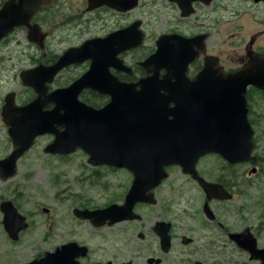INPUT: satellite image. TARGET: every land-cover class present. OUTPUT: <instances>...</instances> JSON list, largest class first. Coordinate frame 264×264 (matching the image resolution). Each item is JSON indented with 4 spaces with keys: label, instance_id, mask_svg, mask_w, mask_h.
I'll use <instances>...</instances> for the list:
<instances>
[{
    "label": "flooded vegetation",
    "instance_id": "1",
    "mask_svg": "<svg viewBox=\"0 0 264 264\" xmlns=\"http://www.w3.org/2000/svg\"><path fill=\"white\" fill-rule=\"evenodd\" d=\"M253 14L258 16L256 23H260L262 29L248 40L241 39L238 51H229L227 26L232 24L235 29L240 21ZM31 24L41 29L43 40L41 46L27 41L34 49L28 56L49 62L38 61L27 70L39 65L53 66L66 51L79 49L89 41L103 40L91 53L82 51L93 61L85 60L61 69L49 91L76 81L88 71L91 63L106 67L107 81L117 79L121 84H133L139 89L137 83L152 75L141 64L156 52L171 62L197 54L187 67L189 81L203 70L208 57L216 59L223 72L232 73L245 67L255 55L264 56V45H261L264 0H53L35 14ZM23 30L26 33L24 28L14 32ZM243 31L244 26L236 34L241 35ZM173 71L161 68L158 77L161 79ZM22 87L32 93L22 102L15 99L18 106L35 97L32 89ZM252 89L257 90L248 87L245 98L247 119L254 131L255 122L250 120L254 115ZM79 100L86 107L100 110L110 98L85 89ZM51 109V104L44 107L45 111ZM0 122L6 128L5 138L0 131V162L6 161L7 167H14L15 174L11 178L18 171L19 161L40 138L51 139L41 148L46 156L65 159L79 152L87 158L86 164L77 168L80 172L74 180V189L41 209L46 224L41 240L48 247L38 248L33 244L30 250L34 256L26 264L56 253L63 255L62 264H264V216L254 212L252 205L244 204V193L255 188V183L243 178V167H250L248 174L251 169L255 170L250 175L261 174L262 160L255 153V131L251 163L231 165L217 154H208L197 160L194 174L185 173L179 165H169L164 168L166 175L161 181H157L158 173L147 171L140 185L132 189L135 177L131 171L113 165L92 166L81 148L69 154L46 153V147L54 140L52 135L36 137L15 162L8 160L15 146L1 111ZM208 159L212 161L206 162ZM59 181L55 179L54 184L58 185ZM204 184L210 188L205 189ZM12 193L15 195V189ZM129 199H132L130 203ZM4 202H10L23 216L13 199L0 196V207ZM75 210L102 212L105 220L97 226L89 219L78 218ZM2 219L0 211L5 242L18 243L23 231L17 240L11 239L3 228Z\"/></svg>",
    "mask_w": 264,
    "mask_h": 264
},
{
    "label": "water",
    "instance_id": "2",
    "mask_svg": "<svg viewBox=\"0 0 264 264\" xmlns=\"http://www.w3.org/2000/svg\"><path fill=\"white\" fill-rule=\"evenodd\" d=\"M52 2L5 0L0 7V45L15 29L24 28L27 41L41 46L42 31L31 20ZM102 41H89L79 49L66 51L53 66L39 65L20 73L21 84L32 89L35 97L23 106L15 104V93L3 100L1 118L15 146L8 160L15 162L36 137L52 135L54 140L46 147V153L69 154L81 148L92 166L113 165L131 171L135 177L132 189L140 185L147 171L158 173L157 181H161L166 175L164 168L169 165H179L185 173L194 174L197 160L208 154H217L231 165L253 162L254 131L247 119L245 95L248 87L264 94V56L255 55L245 67L232 73L223 72L216 59L208 57L203 70L189 81L187 67L197 54L171 62L156 52L141 64L152 75L137 83L139 89L117 79L107 81L106 67L91 63L76 81L49 91L61 69L85 60L93 61L82 51L91 53ZM152 65L154 69L149 70ZM161 68L174 71L160 79ZM85 89L108 96L109 103L100 110L86 107L79 100ZM48 104L52 109L45 111ZM14 174V167H7L6 161L0 162V180ZM0 211L5 232L17 240L18 234L28 226L25 218L10 202L1 204ZM74 213L97 226L105 220L98 211L75 210ZM59 255H46L28 264H62L63 255Z\"/></svg>",
    "mask_w": 264,
    "mask_h": 264
},
{
    "label": "rangeland",
    "instance_id": "3",
    "mask_svg": "<svg viewBox=\"0 0 264 264\" xmlns=\"http://www.w3.org/2000/svg\"><path fill=\"white\" fill-rule=\"evenodd\" d=\"M1 3L2 0H0ZM251 16V18L247 17L245 21H240L235 29L231 26L232 24L227 26L229 51H236L241 39L248 40L252 34L262 29L260 23H256L255 17L258 16L255 14ZM243 26V33L236 34ZM259 39L262 40L261 37ZM261 45H264V41L261 42ZM33 50V47L27 42L24 30L13 32L0 46V111L4 97L11 92L15 93L18 102H22L28 94L29 97L31 96L32 92L23 90L20 73L38 61L49 62L48 59L28 56V52H33ZM253 98L254 115L250 117V120L255 122L253 127L255 153L256 157L262 160L261 174L257 177L250 175L252 174V172L248 174L250 167H243V178L247 177L255 183V188L244 193V204L252 205L254 212L264 216V97L254 92ZM0 131L5 138L6 128L1 122ZM50 140L49 137L38 139L35 146L19 161L16 175L7 181H0V196L13 199L19 213L26 217L29 224V227L19 235L18 243L15 244L11 241L9 244L5 242L4 232L0 227V264H26L34 256L30 250L33 244H37L38 248L48 247L41 240L46 232L45 217L41 209L47 207L51 200L74 189V180L80 172L77 168L86 164V156L83 157L79 152L65 159L44 155L41 148ZM211 161L208 159L206 162ZM58 178L59 184L55 185L54 180H58ZM62 180H66L67 183L65 184ZM12 189H15V195H13ZM17 192L18 194H16Z\"/></svg>",
    "mask_w": 264,
    "mask_h": 264
},
{
    "label": "trees",
    "instance_id": "4",
    "mask_svg": "<svg viewBox=\"0 0 264 264\" xmlns=\"http://www.w3.org/2000/svg\"><path fill=\"white\" fill-rule=\"evenodd\" d=\"M252 90H254V89H252ZM253 92L259 93L262 97H264V94L258 90H254Z\"/></svg>",
    "mask_w": 264,
    "mask_h": 264
}]
</instances>
